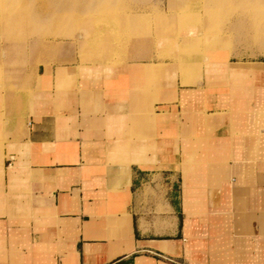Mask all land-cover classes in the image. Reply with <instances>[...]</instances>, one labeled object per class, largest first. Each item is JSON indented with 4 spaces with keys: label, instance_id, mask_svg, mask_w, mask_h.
I'll return each instance as SVG.
<instances>
[{
    "label": "crops",
    "instance_id": "0c3cea01",
    "mask_svg": "<svg viewBox=\"0 0 264 264\" xmlns=\"http://www.w3.org/2000/svg\"><path fill=\"white\" fill-rule=\"evenodd\" d=\"M158 47L0 81V264H264V59L183 83Z\"/></svg>",
    "mask_w": 264,
    "mask_h": 264
},
{
    "label": "rangeland",
    "instance_id": "374dc122",
    "mask_svg": "<svg viewBox=\"0 0 264 264\" xmlns=\"http://www.w3.org/2000/svg\"><path fill=\"white\" fill-rule=\"evenodd\" d=\"M58 1L13 0L21 6L17 11L24 13L20 15L23 22L11 26L5 21L8 9L0 8V81L10 82L12 68L19 73L29 71L43 60L45 51L58 49L60 44L77 47L82 59L92 64L82 67L83 75L90 77L105 74L121 64L118 58L139 41L159 46V58L172 61L161 66H173L174 73L180 72L183 83L189 82L188 73L196 77L203 70L217 67L220 63L217 58H225L226 53L250 60L264 59V38L256 36L253 29L264 28V0H71L75 4L68 0L66 9L51 6ZM43 3L50 7L39 8ZM101 3L112 10L88 13L87 6ZM161 14L169 17L167 25L162 24ZM134 15L140 17L136 23L132 20ZM58 16L63 20L61 23L56 20ZM188 44L190 51L182 53ZM95 53L110 56V60L102 61L100 57L97 60ZM0 86L4 87L1 83Z\"/></svg>",
    "mask_w": 264,
    "mask_h": 264
},
{
    "label": "bare ground",
    "instance_id": "6f19581e",
    "mask_svg": "<svg viewBox=\"0 0 264 264\" xmlns=\"http://www.w3.org/2000/svg\"><path fill=\"white\" fill-rule=\"evenodd\" d=\"M68 0H62V1H58L59 3H52L51 4V6H53V7H56V6H58L57 8H65L66 9V7L68 6V2H70L71 0H69L68 2H67ZM64 2V4H65V7L64 6H62L63 3ZM71 3L72 4H75L76 3V1H74V2H72L71 1ZM81 3H83V2H81ZM54 4H56L55 6H54ZM8 5V7H6ZM89 5V4H88ZM48 8V7H50L49 5H45L44 3L43 4H41L40 6H39V8ZM0 8L1 9H8V11L7 12H9V13H6L5 14V16H6V24H8L9 26H11V25H14L16 22H20V21H22L23 22V18L20 16V15H22L24 12H21V11H17L18 9H20L21 8V6H18V5H15V3L13 2V0H0ZM87 9H88V13H94V12H101V13H107V12H109L110 10H112L110 7H107L106 5H104V4H97L96 6L94 5H89V6H87L86 7ZM100 13V15H102ZM26 15V14H25ZM63 15V14H62ZM200 15V14H199ZM74 16H76V14L74 15ZM135 17H133V21L136 23L137 21H139L140 20V17L138 16V15H134ZM196 16V15H195ZM94 17H95V15H94ZM109 17H111V16H109ZM113 17H115V16H113ZM57 19V21L58 22H62L63 20H62V18H61V16H58V17H56ZM76 18V17H75ZM96 18V17H95ZM112 18V17H111ZM111 18H109V19H111ZM174 18V17H173ZM25 19V18H24ZM99 19V18H98ZM143 19H145L144 18V16H143ZM168 19H169V17H167L166 15H164V14H161V22H162V24H168ZM54 20H55V18L54 19H52V21L54 22ZM102 20V19H101ZM198 20V19H197ZM207 20H208V18H207ZM206 20V21H207ZM212 20V19H211ZM2 21V20H1ZM78 20H76V22H77ZM100 21V20H99ZM108 21V20H107ZM143 21V20H142ZM149 21V20H148ZM95 22V21H94ZM94 22H92L91 24H94ZM97 22V21H96ZM101 22V21H100ZM110 22V21H109ZM115 22V21H114ZM181 22H183V21H181ZM203 22V21H202ZM105 23V22H104ZM103 23V24H104ZM108 23V22H107ZM111 23V22H110ZM109 23V24H110ZM113 23V22H112ZM123 23H124V21H123ZM149 23V22H148ZM211 23V22H210ZM56 24L58 25V23L56 22ZM88 26H89V24L88 23H86ZM102 24V23H101ZM106 24V23H105ZM109 24H107V25H109ZM128 24V23H127ZM142 24V23H141ZM186 24V23H185ZM193 24V23H192ZM191 24V25H192ZM207 24V23H206ZM1 25H3L2 24V22H1ZM163 25V26H164ZM183 25V24H182ZM81 26V25H80ZM97 26V25H96ZM114 26V25H113ZM115 26H116V22H115ZM170 26V25H169ZM185 26V25H184ZM183 26V27H184ZM53 27H54V23H53ZM118 27V26H117ZM146 27V26H145ZM99 28V27H98ZM168 28V27H167ZM179 28V27H178ZM202 28V27H201ZM209 28V27H208ZM3 29V28H2ZM111 29V28H110ZM118 29V28H117ZM128 29V28H127ZM177 29V28H176ZM254 34L256 35V36H260V37H262V38H264V28H259V26H255L254 28ZM126 30V29H125ZM166 30V29H165ZM168 30V29H167ZM94 31V30H93ZM96 31V30H95ZM99 31V30H98ZM164 31V30H163ZM207 31V30H206ZM4 32V31H3ZM8 32V31H7ZM162 32V31H161ZM168 32V31H167ZM190 32V31H189ZM1 33V32H0ZM94 33V32H93ZM96 33V32H95ZM180 33V32H179ZM5 34V33H4ZM112 34V33H111ZM124 34V33H123ZM127 34V36H128V33H126ZM199 34V33H198ZM97 35V34H96ZM163 35V34H162ZM161 35V36H162ZM167 35V34H166ZM177 35V34H176ZM175 35V36H176ZM187 35V34H186ZM196 35V34H195ZM98 36V35H97ZM126 36V37H127ZM165 36V35H164ZM113 37V36H112ZM125 37V36H124ZM140 37V36H139ZM169 37V36H168ZM93 38H95V37H93ZM101 38V37H100ZM117 38V37H116ZM134 38V37H133ZM188 38V37H187ZM92 39V38H91ZM91 39L90 40H88V42H90L91 41ZM97 39V38H96ZM204 40H205V37L203 38ZM102 40V39H101ZM116 40V39H115ZM124 40H126V39H124ZM133 40H135V39H133ZM203 40V41H204ZM93 41V40H92ZM97 41V40H96ZM112 41V40H111ZM144 41V40H143ZM152 41V40H151ZM179 41V40H178ZM94 42V41H93ZM126 43H127V41H125ZM113 43V42H112ZM186 43V42H185ZM124 44V43H123ZM173 44V43H172ZM172 44H171V46H172ZM179 45V44H178ZM181 45V44H180ZM208 45V44H207ZM111 46V45H110ZM187 46V48L186 47H184L183 48V51H182V53H187V52H189L190 50L188 49V47H190L189 46V44L188 45H186ZM122 47V46H121ZM173 47V46H172ZM170 48V47H169ZM179 49V48H178ZM105 51V50H104ZM103 51V52H104ZM113 51V50H112ZM119 51V50H118ZM114 52V51H113ZM169 52V51H168ZM181 53V52H180ZM96 54H98V58H96L97 60H99V57H100V59H102V61H106V60H110V56H104V57H102L101 55H99V53H95L94 55H96ZM101 54V53H100ZM103 54V53H102ZM115 54H116V52H115ZM171 54V53H170ZM106 55H108L107 53H106ZM117 55V54H116ZM188 55V54H187ZM177 56V55H176ZM189 56V55H188ZM187 56V57H188ZM178 57V56H177ZM195 57V56H194ZM165 64V62H163V63H159V64H154L155 66H154V68H156L157 66H159V68L158 69H156V70H158V71H160V70H162L163 68H165L164 66H161V65H164ZM227 64V63H226ZM215 65V64H214ZM234 68H235V70H252V68H255L256 66H258V67H262L261 69L263 70V68H264V63H260L259 65H257L256 63H252V62H240V63H236V64H234ZM213 67V66H212ZM152 68V67H151ZM149 70V69H148ZM151 70V69H150ZM209 70H210V68H209ZM254 70V69H253ZM8 94V93H7ZM1 95V94H0ZM5 95V94H4ZM8 96V95H7ZM4 99V98H3ZM11 99V98H10ZM8 103V102H7ZM4 104V103H3ZM18 120V119H17Z\"/></svg>",
    "mask_w": 264,
    "mask_h": 264
}]
</instances>
